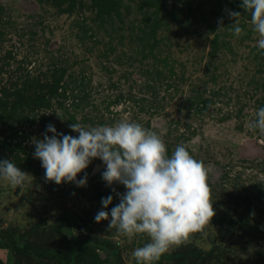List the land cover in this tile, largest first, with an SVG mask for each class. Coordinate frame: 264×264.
Segmentation results:
<instances>
[{
	"label": "rangeland",
	"instance_id": "1",
	"mask_svg": "<svg viewBox=\"0 0 264 264\" xmlns=\"http://www.w3.org/2000/svg\"><path fill=\"white\" fill-rule=\"evenodd\" d=\"M241 3L0 0V160L33 177L21 189L0 177V264H137L149 237L94 220L102 197L112 195L110 212L112 189L125 191L103 181L106 165L90 174L104 164L96 158L78 173L86 186L57 185L33 156L49 123L78 136L69 124L121 119L211 168L216 215L156 264H264V143L247 128L264 107V50ZM229 10L244 35L229 31Z\"/></svg>",
	"mask_w": 264,
	"mask_h": 264
},
{
	"label": "clouds",
	"instance_id": "2",
	"mask_svg": "<svg viewBox=\"0 0 264 264\" xmlns=\"http://www.w3.org/2000/svg\"><path fill=\"white\" fill-rule=\"evenodd\" d=\"M240 8L250 13L253 30L260 37L257 47L264 50V0H242ZM228 15L234 21L229 31L236 37L244 35L238 20L241 12L229 10ZM218 24L224 27L222 19ZM123 109L121 103L112 110ZM68 127L78 136L57 132L49 123L43 138L33 140V156L45 170V181L86 186L87 173L80 179L77 175L99 158L106 165L101 173L106 185L122 184L125 191L112 189L119 203L110 212L103 209L112 203V195L102 197V209L94 220L98 223L110 216L108 229L115 228L119 235L149 237L148 243L132 253L137 264H156L172 246L186 243L191 234L203 232L211 223L216 215L209 184L211 168L190 154L185 145H177L169 154L161 135L126 119L112 125L85 126L75 122ZM247 128L253 133L258 130L264 143V107L256 110ZM0 177L14 189L33 180L9 159L0 160Z\"/></svg>",
	"mask_w": 264,
	"mask_h": 264
},
{
	"label": "water",
	"instance_id": "3",
	"mask_svg": "<svg viewBox=\"0 0 264 264\" xmlns=\"http://www.w3.org/2000/svg\"><path fill=\"white\" fill-rule=\"evenodd\" d=\"M104 167H105L104 164H93L91 169H90V174H92V173H94V172H96L99 169L104 168Z\"/></svg>",
	"mask_w": 264,
	"mask_h": 264
}]
</instances>
